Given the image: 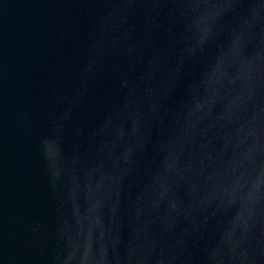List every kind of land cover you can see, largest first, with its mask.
<instances>
[{
	"label": "water",
	"instance_id": "1",
	"mask_svg": "<svg viewBox=\"0 0 264 264\" xmlns=\"http://www.w3.org/2000/svg\"><path fill=\"white\" fill-rule=\"evenodd\" d=\"M0 264H264V0H0Z\"/></svg>",
	"mask_w": 264,
	"mask_h": 264
}]
</instances>
